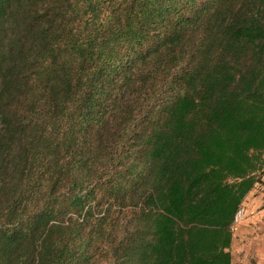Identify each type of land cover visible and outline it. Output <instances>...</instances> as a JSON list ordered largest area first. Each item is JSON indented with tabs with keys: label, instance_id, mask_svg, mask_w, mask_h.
Returning a JSON list of instances; mask_svg holds the SVG:
<instances>
[{
	"label": "trees",
	"instance_id": "1",
	"mask_svg": "<svg viewBox=\"0 0 264 264\" xmlns=\"http://www.w3.org/2000/svg\"><path fill=\"white\" fill-rule=\"evenodd\" d=\"M263 171L264 0H0V264H231Z\"/></svg>",
	"mask_w": 264,
	"mask_h": 264
},
{
	"label": "crops",
	"instance_id": "2",
	"mask_svg": "<svg viewBox=\"0 0 264 264\" xmlns=\"http://www.w3.org/2000/svg\"><path fill=\"white\" fill-rule=\"evenodd\" d=\"M240 207L243 216L232 227L231 264H264V171Z\"/></svg>",
	"mask_w": 264,
	"mask_h": 264
},
{
	"label": "built area",
	"instance_id": "3",
	"mask_svg": "<svg viewBox=\"0 0 264 264\" xmlns=\"http://www.w3.org/2000/svg\"><path fill=\"white\" fill-rule=\"evenodd\" d=\"M242 216H243V209L240 207L238 209V211L236 212V214H235V219H234V223L233 224H235V222H237L238 219L241 218Z\"/></svg>",
	"mask_w": 264,
	"mask_h": 264
},
{
	"label": "rangeland",
	"instance_id": "4",
	"mask_svg": "<svg viewBox=\"0 0 264 264\" xmlns=\"http://www.w3.org/2000/svg\"><path fill=\"white\" fill-rule=\"evenodd\" d=\"M115 216H116V213H115V215H113L114 219H115Z\"/></svg>",
	"mask_w": 264,
	"mask_h": 264
}]
</instances>
